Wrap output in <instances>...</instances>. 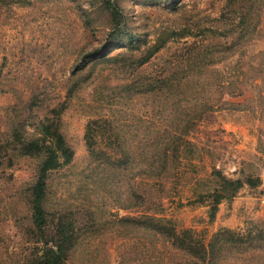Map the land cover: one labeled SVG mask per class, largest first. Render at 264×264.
<instances>
[{
  "label": "rangeland",
  "instance_id": "374dc122",
  "mask_svg": "<svg viewBox=\"0 0 264 264\" xmlns=\"http://www.w3.org/2000/svg\"><path fill=\"white\" fill-rule=\"evenodd\" d=\"M56 132L44 236L24 145ZM59 229L67 264H264V0H0V264Z\"/></svg>",
  "mask_w": 264,
  "mask_h": 264
},
{
  "label": "trees",
  "instance_id": "16d2710c",
  "mask_svg": "<svg viewBox=\"0 0 264 264\" xmlns=\"http://www.w3.org/2000/svg\"><path fill=\"white\" fill-rule=\"evenodd\" d=\"M52 143H45L40 140H33L24 145L26 154L44 156L41 164L40 175L34 190V212L33 223L38 231L46 236L48 228V212L44 209L43 200L46 193L48 174L61 167L64 162L62 159L68 161V155H72L71 149L67 146L62 134L56 132L52 138ZM90 147H94L95 143L90 141ZM222 176V174H221ZM224 187L228 188L227 193L219 195L216 201V207L221 203L222 199H231L243 188L244 183L240 180H231L222 176ZM143 227L153 230L168 240L172 241L174 245L178 246L186 252H193L192 231L184 230L178 231L176 227L169 221L162 218H155L151 216H144ZM70 239L59 229L53 234L47 235L44 244L46 246L45 252L41 257L37 258L33 264H67ZM191 242V243H190ZM204 246L201 252H204ZM195 254V253H193ZM200 254V252H199Z\"/></svg>",
  "mask_w": 264,
  "mask_h": 264
}]
</instances>
